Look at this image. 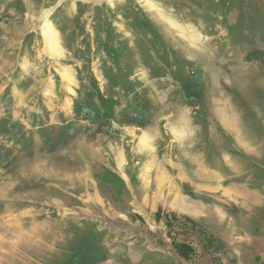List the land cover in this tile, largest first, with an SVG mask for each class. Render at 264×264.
<instances>
[{
  "label": "rangeland",
  "instance_id": "1",
  "mask_svg": "<svg viewBox=\"0 0 264 264\" xmlns=\"http://www.w3.org/2000/svg\"><path fill=\"white\" fill-rule=\"evenodd\" d=\"M218 107L264 139V0H0V264H264Z\"/></svg>",
  "mask_w": 264,
  "mask_h": 264
},
{
  "label": "crops",
  "instance_id": "2",
  "mask_svg": "<svg viewBox=\"0 0 264 264\" xmlns=\"http://www.w3.org/2000/svg\"><path fill=\"white\" fill-rule=\"evenodd\" d=\"M224 109V110H223ZM223 111V112H222ZM216 114L217 117L219 118L220 122L223 123L225 129L228 130L229 135L236 140V144L239 146H241V150L243 151V153L246 155V157L248 158V161H242L240 164L238 162V159L236 158V156L234 155H230L228 154V160L231 161V168L233 170L234 173L237 174V176L241 175V178L243 177V179L241 181H231L229 182V184L224 185L222 188L221 192L222 194L228 195V197L231 199L233 197V199H235V201H240L241 203L240 206L244 209V210H256L257 211V215L259 218V221L256 223L257 228H259L260 230L264 231V182L263 184H260L259 186L254 185L252 183V178L250 176V170H251V163L252 162H258L260 164V167H264V163L262 162L263 160V156H264V139H261V136H255L254 138L257 140H253V141H249L248 137H245L242 135L241 130L238 128L237 122L235 120V118L228 113L227 109L222 107V108H216ZM221 114V115H220ZM264 124V123H263ZM244 140L242 142L244 143H240L239 140ZM262 141H261V140ZM260 140V141H259ZM247 141V142H246ZM235 178V176H233V179ZM263 179H264V175H263ZM166 179H163L160 177V179L157 180V188L158 191L162 190L161 188V184L163 182H165ZM214 180V179H209V181ZM217 190H206L208 192L209 197H212L214 194H216V192H218ZM197 189V188H196ZM195 192H199L197 190H195ZM177 194V193H176ZM170 196V195H169ZM162 196H155L153 198V205H159V201H160V205H166L168 203V201L166 202V200L163 201V204H161V199ZM213 198V197H212ZM188 199V198H187ZM182 201V202H181ZM191 202L186 201V198L179 194H177L175 196V198L173 199V201L171 203H168L167 206H170V208L174 211L177 212H182V213H192V211H196L197 210V205L194 204H190ZM199 203L203 206V202L200 200ZM199 207V206H198ZM200 208V207H199ZM137 211V213H139L138 208H135ZM201 209H203L201 207ZM195 216H197V214L199 216H205V214H207L206 212H201V213H193ZM134 237V236H133ZM136 238V236H135ZM114 240H111V242H113ZM258 241L263 242L264 245V238H259ZM145 244H149V241L147 238H145ZM151 245V244H149ZM134 249V247L130 249V251H132ZM149 252L150 255L145 254L144 252L142 254H140V259L138 260L139 262H142L143 260H146L148 264H161L163 261L165 262V260H167L169 256H171L169 251H155L156 253H153L152 251H147ZM131 253V254H130ZM130 253H125V257L129 258L130 260H134L137 259V256L135 254H133V252ZM117 254H118V250H115V248H113L110 251V256L108 257V259L106 260V264H118L119 258H117ZM157 254V255H155ZM116 257V258H115ZM155 260H159V261H155ZM143 263V262H142ZM166 263V262H165ZM144 264V263H143Z\"/></svg>",
  "mask_w": 264,
  "mask_h": 264
},
{
  "label": "bare ground",
  "instance_id": "3",
  "mask_svg": "<svg viewBox=\"0 0 264 264\" xmlns=\"http://www.w3.org/2000/svg\"><path fill=\"white\" fill-rule=\"evenodd\" d=\"M43 30H44V36L48 43L49 48H51L52 50L59 51L60 48H59L56 32L53 31L52 27L47 23L44 25ZM63 77L65 80L72 81V76L68 72H63Z\"/></svg>",
  "mask_w": 264,
  "mask_h": 264
}]
</instances>
